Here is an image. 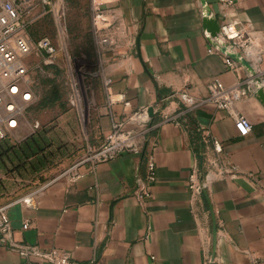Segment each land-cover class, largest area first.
Here are the masks:
<instances>
[{
  "label": "crops",
  "instance_id": "1",
  "mask_svg": "<svg viewBox=\"0 0 264 264\" xmlns=\"http://www.w3.org/2000/svg\"><path fill=\"white\" fill-rule=\"evenodd\" d=\"M111 2L122 26L105 54L111 101L100 106L98 129L105 141L114 123L134 127V112L154 108L150 194L140 184L143 153L85 163L44 184L33 207L11 203V242L62 249L82 264H264V103L256 93L233 103L251 122L246 131L206 100L213 78L243 85L252 74L209 52L202 16L205 9L236 21L255 45L246 58L260 74L264 0ZM184 91L194 105L178 102ZM192 173L201 190L191 189ZM1 238L0 264H50Z\"/></svg>",
  "mask_w": 264,
  "mask_h": 264
},
{
  "label": "rangeland",
  "instance_id": "2",
  "mask_svg": "<svg viewBox=\"0 0 264 264\" xmlns=\"http://www.w3.org/2000/svg\"><path fill=\"white\" fill-rule=\"evenodd\" d=\"M19 2L23 8L31 3L24 18L30 21V37H50L58 52L51 64L42 57L34 61L39 63L33 77L36 101L12 142L43 131L50 156L48 164L38 170L40 162L0 161V205L90 163L105 142L98 129L100 106L111 101L105 54L119 45L113 39L122 26L118 7L111 0Z\"/></svg>",
  "mask_w": 264,
  "mask_h": 264
},
{
  "label": "built area",
  "instance_id": "3",
  "mask_svg": "<svg viewBox=\"0 0 264 264\" xmlns=\"http://www.w3.org/2000/svg\"><path fill=\"white\" fill-rule=\"evenodd\" d=\"M221 1L229 2V0ZM42 2L49 4L51 0H42ZM30 7L31 3L23 8L19 0H0V143L3 140L12 142L16 139L15 133L22 129L26 115L36 101L33 77L39 63H34V61L42 57L45 63L51 64L58 52L50 37L42 36L35 40L30 37L27 31L30 21L24 19L26 13L30 11ZM202 16L203 19L205 17L215 18L211 12L205 9L202 10ZM219 26L220 29L215 36L204 29L206 38L211 41L209 52L221 54L229 68L235 69L238 64L244 65L241 60L248 61L246 56L255 47L249 35L236 21L219 22ZM230 54H236L239 60L232 58ZM247 68L251 70L252 76L247 79L245 84L227 86L215 77L208 83L206 97L207 101L213 103L217 109L225 110L230 118L246 131L251 129V122L234 109L233 103L249 94L256 93L257 95L258 90L264 89V71L259 74L251 63ZM108 90L110 91L109 87ZM177 99L183 107L196 103L186 91L180 92ZM128 121L135 123V126L126 128L123 123L113 124L105 142L91 157L90 163L106 161L123 152L143 153L146 176L140 181V184L143 186L144 194L148 196L150 186L156 179L153 155L149 149H146L154 125L147 107L134 112ZM197 180H199L198 176L192 173L190 175L191 189L201 190L202 184ZM40 189L28 192L18 201L33 207L36 194ZM11 203L0 205V234L3 242L16 249L23 257H39L50 264H82L74 259L69 252L62 249L43 250L34 245L17 246L13 244L10 240L13 228L8 214ZM28 227L29 223L24 222L23 228L27 229ZM27 264L37 263L29 260Z\"/></svg>",
  "mask_w": 264,
  "mask_h": 264
},
{
  "label": "trees",
  "instance_id": "4",
  "mask_svg": "<svg viewBox=\"0 0 264 264\" xmlns=\"http://www.w3.org/2000/svg\"><path fill=\"white\" fill-rule=\"evenodd\" d=\"M49 143L43 131H37L23 141L13 143L3 140L0 143V161L8 160L11 163L25 164L27 161L41 163L35 168L42 169L48 164L50 152Z\"/></svg>",
  "mask_w": 264,
  "mask_h": 264
},
{
  "label": "water",
  "instance_id": "5",
  "mask_svg": "<svg viewBox=\"0 0 264 264\" xmlns=\"http://www.w3.org/2000/svg\"><path fill=\"white\" fill-rule=\"evenodd\" d=\"M202 3H206L205 0H202ZM203 28L207 29L212 36H215L216 33L219 31L220 26H219V22L218 19L216 18H208L205 17L203 20ZM230 56L236 60L238 59V56L236 54H230ZM241 62L246 65L247 67H250V63L246 60V59H242ZM257 96L263 101L264 103V89L258 90L257 92ZM149 111V115L151 118H154V108L153 107H149L148 109Z\"/></svg>",
  "mask_w": 264,
  "mask_h": 264
}]
</instances>
